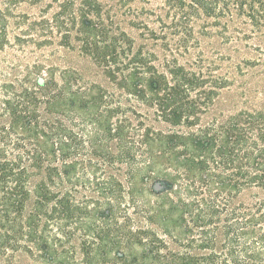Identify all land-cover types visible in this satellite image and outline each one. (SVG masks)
Segmentation results:
<instances>
[{
	"label": "trees",
	"instance_id": "trees-1",
	"mask_svg": "<svg viewBox=\"0 0 264 264\" xmlns=\"http://www.w3.org/2000/svg\"><path fill=\"white\" fill-rule=\"evenodd\" d=\"M156 1L127 17L67 0L30 19L27 42L48 26L59 49L0 77V251L264 264V0ZM73 41L100 80L61 53Z\"/></svg>",
	"mask_w": 264,
	"mask_h": 264
},
{
	"label": "rangeland",
	"instance_id": "rangeland-1",
	"mask_svg": "<svg viewBox=\"0 0 264 264\" xmlns=\"http://www.w3.org/2000/svg\"><path fill=\"white\" fill-rule=\"evenodd\" d=\"M67 0H42L33 2L31 0H0V77L4 75L22 76L28 66L42 62L49 63V55L58 51V43H46L43 38L49 31L48 26L37 25V30L32 31L37 39L27 42L28 26L32 17L38 19H51L54 13L61 9ZM72 9H77L80 0H74ZM104 10L110 9L112 13H127L131 17L136 10L147 9L156 4V0H100ZM145 14L140 15L144 17ZM127 31L136 38L137 43L141 42L140 30L130 24H125ZM37 31V32H35ZM38 34V36H37ZM75 51L64 49L62 54L70 59V63L77 66L85 76L100 80L96 68L91 59L79 53V42L73 41ZM185 61V59H181ZM6 77V76H5ZM245 105V104H244ZM261 107V105H257ZM234 110L230 105L225 107ZM230 108V109H229ZM156 184V183H155ZM256 189H247L237 198L238 202L251 204L255 201ZM151 199L154 196H150ZM0 264H47L44 261L32 257L24 251L3 252L0 251Z\"/></svg>",
	"mask_w": 264,
	"mask_h": 264
},
{
	"label": "water",
	"instance_id": "water-1",
	"mask_svg": "<svg viewBox=\"0 0 264 264\" xmlns=\"http://www.w3.org/2000/svg\"><path fill=\"white\" fill-rule=\"evenodd\" d=\"M155 187H156L157 189H159V188H161V184H160L159 182H156Z\"/></svg>",
	"mask_w": 264,
	"mask_h": 264
}]
</instances>
